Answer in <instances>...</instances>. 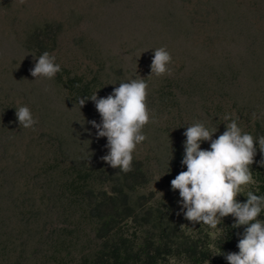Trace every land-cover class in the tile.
<instances>
[{
	"label": "rangeland",
	"instance_id": "rangeland-1",
	"mask_svg": "<svg viewBox=\"0 0 264 264\" xmlns=\"http://www.w3.org/2000/svg\"><path fill=\"white\" fill-rule=\"evenodd\" d=\"M43 24L60 26L49 54L61 71L52 79L31 75L38 57L24 48ZM161 47L172 57L171 75L158 77L151 62ZM138 76L150 114L147 138L132 154L148 177L140 192L197 226L171 188L173 151L184 147L187 127L217 128L216 139L231 122L226 114L238 118L257 143L253 165L264 160L252 127H264V0H0V264H76L89 251V225L52 189L70 167L114 168L101 159L107 139L89 123L101 122L95 104L81 108L63 83L79 78L86 97L100 98ZM20 106L31 110L32 128L19 125ZM252 185L242 186L238 202ZM233 220L200 225L213 239Z\"/></svg>",
	"mask_w": 264,
	"mask_h": 264
},
{
	"label": "clouds",
	"instance_id": "clouds-1",
	"mask_svg": "<svg viewBox=\"0 0 264 264\" xmlns=\"http://www.w3.org/2000/svg\"><path fill=\"white\" fill-rule=\"evenodd\" d=\"M171 60L165 48L155 49L151 75H171L168 67ZM60 71L55 57L44 52L38 57L31 75L36 79H52ZM147 88L145 79L138 76L120 83L107 97L98 98L96 92L90 98L78 101L81 108L88 100L95 104L101 122L93 120L89 123L96 129L97 139H107L108 153L101 159L114 169L131 171L132 154L147 138L142 134V129L150 122ZM15 114L24 129L37 123L27 106L18 107ZM230 119V123H225L226 130L216 139L213 135L217 128L210 130L199 122L187 127L182 159L187 170L171 180V188L179 191L184 218L193 224L217 228L223 218L232 216L236 221L233 227H245L237 244L239 252L222 254L228 264H264V221L258 219L264 208V196L249 191L246 203L237 201L242 186L255 183L250 166L254 163L257 143L252 135L242 133L238 118L224 116L225 121ZM205 141L210 142V150L201 149V143ZM258 144L264 153V137L259 138ZM260 166L264 167V160Z\"/></svg>",
	"mask_w": 264,
	"mask_h": 264
},
{
	"label": "trees",
	"instance_id": "trees-1",
	"mask_svg": "<svg viewBox=\"0 0 264 264\" xmlns=\"http://www.w3.org/2000/svg\"><path fill=\"white\" fill-rule=\"evenodd\" d=\"M59 32L58 24H43L26 35L24 48L35 57L49 53L55 48ZM63 85L76 102L90 93L88 84L81 83L79 78L68 77ZM252 127L255 138L264 137L261 122L255 121ZM201 149L208 150L203 142ZM183 156L184 147L174 149L171 173L175 176L187 170L182 165ZM250 168L255 183L249 191L264 196V167L258 163ZM63 173V181L52 189L54 196L58 202L69 198L92 235L89 251L76 264H228L222 254L239 252L237 244L244 226L233 227L234 219L212 239L200 224L186 225V221L179 220L159 203L154 204L151 193L140 192L148 177L139 161L132 160L128 172L102 166L70 167ZM249 191L242 203H246ZM50 196L54 202L53 195ZM258 219L264 221V208Z\"/></svg>",
	"mask_w": 264,
	"mask_h": 264
}]
</instances>
